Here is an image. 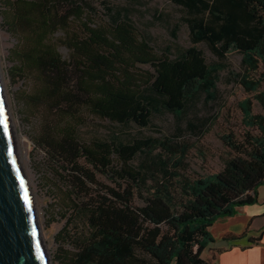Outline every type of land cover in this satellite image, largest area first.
<instances>
[{"label": "trees", "instance_id": "trees-1", "mask_svg": "<svg viewBox=\"0 0 264 264\" xmlns=\"http://www.w3.org/2000/svg\"><path fill=\"white\" fill-rule=\"evenodd\" d=\"M169 1L182 9L194 45L206 44L219 58L237 51L244 66L238 82L247 96L238 107L247 131L241 139L224 134L223 168L197 179L182 173L189 144L82 142L79 128L91 117L139 128L156 112L180 118L201 93L215 99L223 64L209 66L195 46L158 55L122 10L102 26L72 0H5V26L19 40L18 71L34 84L29 103L41 118L35 143L57 180L49 191L54 215L65 222L56 237L58 264H216L202 256L214 242L210 228L255 204L264 186V114L254 110L255 102L264 110V0ZM75 19L81 30L67 38ZM57 33L63 40L54 41Z\"/></svg>", "mask_w": 264, "mask_h": 264}, {"label": "rangeland", "instance_id": "rangeland-1", "mask_svg": "<svg viewBox=\"0 0 264 264\" xmlns=\"http://www.w3.org/2000/svg\"><path fill=\"white\" fill-rule=\"evenodd\" d=\"M72 1L83 9L82 17L102 26H107L111 15L122 10L123 16L127 15L129 21L136 27L140 38L147 41L158 55L170 54L173 57L180 50L195 46L202 51L209 66L224 65L217 73L215 99L209 100L206 94L201 93L182 117L178 118L167 111L156 112L150 125L145 128L134 125L123 127L109 120L91 117L79 128V139L82 142H91L111 138L123 141L155 138L169 140L173 144H189L191 150L184 162L182 173L191 179L218 173L223 168V160L229 152L221 137L233 133L241 139L247 131L238 107L239 102L247 96L238 82V74L244 71L242 54L231 51L225 58H219L206 44L194 45L189 26L183 20L182 9L169 0ZM5 11V0H0V71L3 86L12 123L18 135L23 167L35 199L42 238L51 263L58 264L54 260L59 246L56 237L65 222L54 215L55 199L49 191L54 184H57V180L47 172L46 153L35 143L41 118L38 111L29 103L34 84L30 78H23L22 72L18 71L20 64L16 52L19 49V40L7 31L4 21ZM81 27V21L75 19L70 32L67 33V38L71 36V32L79 33ZM64 36V33H57L54 35V41L63 40ZM58 47L60 54L67 59L70 51L60 43ZM142 69L152 72L146 66ZM254 110L256 113L264 114V110L257 102ZM154 154H163V152L158 150ZM140 161L139 158L134 165L139 164ZM99 179L105 184H112L106 178L99 177ZM54 194L56 195V191ZM136 204L142 206V199L137 198ZM53 218L56 220L50 223Z\"/></svg>", "mask_w": 264, "mask_h": 264}, {"label": "water", "instance_id": "water-1", "mask_svg": "<svg viewBox=\"0 0 264 264\" xmlns=\"http://www.w3.org/2000/svg\"><path fill=\"white\" fill-rule=\"evenodd\" d=\"M0 264H52L19 156L0 71Z\"/></svg>", "mask_w": 264, "mask_h": 264}, {"label": "crops", "instance_id": "crops-1", "mask_svg": "<svg viewBox=\"0 0 264 264\" xmlns=\"http://www.w3.org/2000/svg\"><path fill=\"white\" fill-rule=\"evenodd\" d=\"M214 242L203 258L216 264H264V186L253 205L219 219L211 228Z\"/></svg>", "mask_w": 264, "mask_h": 264}, {"label": "bare ground", "instance_id": "bare-ground-1", "mask_svg": "<svg viewBox=\"0 0 264 264\" xmlns=\"http://www.w3.org/2000/svg\"><path fill=\"white\" fill-rule=\"evenodd\" d=\"M16 137H17V145H18V149H19V156H20V159H21V155H20V147H19V143H18V135H17V132H16ZM21 162H22V164H23L22 159H21ZM33 198H34V196H33ZM34 200H35V199H34Z\"/></svg>", "mask_w": 264, "mask_h": 264}, {"label": "snow or ice", "instance_id": "snow-or-ice-1", "mask_svg": "<svg viewBox=\"0 0 264 264\" xmlns=\"http://www.w3.org/2000/svg\"><path fill=\"white\" fill-rule=\"evenodd\" d=\"M3 114V106H2V102H0V115Z\"/></svg>", "mask_w": 264, "mask_h": 264}]
</instances>
